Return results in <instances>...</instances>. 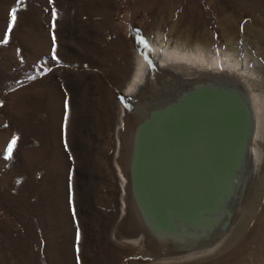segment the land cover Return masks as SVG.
<instances>
[{"label":"rangeland","instance_id":"rangeland-1","mask_svg":"<svg viewBox=\"0 0 264 264\" xmlns=\"http://www.w3.org/2000/svg\"><path fill=\"white\" fill-rule=\"evenodd\" d=\"M261 19L264 0H0V264H163L113 237L136 51L155 66L141 41L160 33L174 46L205 31L218 47L247 46L264 67ZM247 217L214 252L164 264H264V196Z\"/></svg>","mask_w":264,"mask_h":264},{"label":"bare ground","instance_id":"bare-ground-1","mask_svg":"<svg viewBox=\"0 0 264 264\" xmlns=\"http://www.w3.org/2000/svg\"><path fill=\"white\" fill-rule=\"evenodd\" d=\"M168 14L173 16L171 11ZM230 23L225 22L223 27L232 34ZM191 34L186 44L179 42L174 46L160 33L155 39L147 37L155 66L136 51L134 73L124 88L125 93H136L133 103L127 106L134 124L129 127L126 151L117 152L122 208L113 237L150 250L149 256L164 263L217 250L232 230L235 235L244 227L247 216L264 196V67L245 45L237 49L218 47L205 31ZM218 84H225L226 88L238 85L243 90L253 127L249 132L246 170L241 184L235 186L238 189L229 226L214 233L217 228L213 225L221 221L218 213L230 198L197 183L193 172L197 161L191 162L192 157L187 155H191L192 144L198 146L194 140L199 130L183 119L181 99L197 88ZM126 116V105L120 103L118 149L122 148L120 134L127 127ZM208 148L200 147L203 160H208ZM223 184L219 180V186ZM249 195L250 206L244 208Z\"/></svg>","mask_w":264,"mask_h":264},{"label":"water","instance_id":"water-1","mask_svg":"<svg viewBox=\"0 0 264 264\" xmlns=\"http://www.w3.org/2000/svg\"><path fill=\"white\" fill-rule=\"evenodd\" d=\"M226 87L225 84H218L212 88L210 85L202 86L195 92L190 91L181 99L185 113L183 119L193 123L199 130L194 140L198 146L192 144L191 155H187L192 157L191 162L197 161L194 171H191L195 173V177L197 176V183L200 186L215 190L220 196L225 194V199L230 198L227 205L218 213L221 221L216 222V226L212 224L213 228H217L212 231L214 233H219L229 226L233 204L236 202L235 189L241 184V177L246 170L249 132L251 125L253 127L252 115L243 98V90L237 88L238 85L236 88ZM201 146L209 147L211 152L208 160L200 157ZM185 163L189 166L187 160ZM219 167H222L223 171L219 170ZM219 180L224 182L223 187L219 186ZM233 187L234 190H231Z\"/></svg>","mask_w":264,"mask_h":264},{"label":"snow or ice","instance_id":"snow-or-ice-1","mask_svg":"<svg viewBox=\"0 0 264 264\" xmlns=\"http://www.w3.org/2000/svg\"><path fill=\"white\" fill-rule=\"evenodd\" d=\"M49 2L51 3L52 0H49ZM56 18H57V12L55 9H53V11H52L53 29H55V27H56V24H55ZM16 19H17L16 9L13 8L11 13H10V22L8 24V31L9 32L12 30L13 23L16 21ZM4 42H7V34L5 35ZM141 43H144V46L147 47V44L145 42L141 41ZM52 51H53V59H56V37H55V35H53V49H52ZM65 108H66L65 119L67 120V101L65 102ZM16 143H17V139L15 136H13L12 140L8 143L6 153L4 156L5 159H10L12 157L13 150L16 146ZM66 147H67V145H66ZM73 215L75 216V212H73ZM77 240H79V231L77 232Z\"/></svg>","mask_w":264,"mask_h":264}]
</instances>
